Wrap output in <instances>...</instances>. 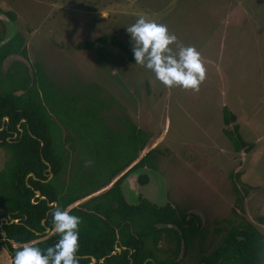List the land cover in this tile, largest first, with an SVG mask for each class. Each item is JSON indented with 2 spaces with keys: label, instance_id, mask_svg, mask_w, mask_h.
<instances>
[{
  "label": "rangeland",
  "instance_id": "obj_1",
  "mask_svg": "<svg viewBox=\"0 0 264 264\" xmlns=\"http://www.w3.org/2000/svg\"><path fill=\"white\" fill-rule=\"evenodd\" d=\"M0 8L15 15L16 33L29 52L28 59L8 57L4 70L15 60L39 63L78 111L98 107L116 135L128 134L131 125L149 134L132 165L153 151L166 191L161 196L148 174L147 186L139 182V199L201 217V233L190 249L183 245L181 264H195L219 245L224 228L239 218L235 210L264 232V0H0ZM141 15L166 24L179 44L198 49L207 70L199 92L167 88L130 58L126 29ZM1 27L6 34L11 29L5 19ZM103 35L114 40L78 47ZM225 108L236 121L225 122ZM236 124L251 150H238L227 135ZM79 146L68 180L94 167L87 144ZM7 158L0 149V170ZM3 239L0 264H13Z\"/></svg>",
  "mask_w": 264,
  "mask_h": 264
},
{
  "label": "trees",
  "instance_id": "obj_2",
  "mask_svg": "<svg viewBox=\"0 0 264 264\" xmlns=\"http://www.w3.org/2000/svg\"><path fill=\"white\" fill-rule=\"evenodd\" d=\"M7 14L16 18L11 12ZM109 39L114 40L103 35L78 47ZM11 55L29 58L20 33L0 47V149L8 154L0 170V215L5 217L0 238L5 232L3 241L13 256L27 244L41 249L54 245L59 236L52 224L53 206L69 208L127 169L108 191L71 208V214L82 220L78 264H181L183 245L190 249L194 237L201 233V217L171 203L159 206L143 199L139 205H130L121 190L123 178L132 170L144 166L156 169L153 151L130 167L147 146L149 134L136 125H131L124 136L114 134L98 107L78 111L74 98L61 95L39 63L30 67L15 60L4 70V62ZM224 114L227 124L237 120L228 108ZM226 133L238 150L252 149L238 124ZM83 143L89 148L90 166L94 167L68 180V165L73 162L76 146ZM147 178L141 177V182ZM54 201L57 205H51ZM239 207L243 208L242 204ZM235 214L239 218L224 228L219 245L195 264H264V232L238 210ZM47 228L52 232H46ZM169 239L174 246L163 243ZM118 247L123 248L121 252Z\"/></svg>",
  "mask_w": 264,
  "mask_h": 264
},
{
  "label": "clouds",
  "instance_id": "obj_3",
  "mask_svg": "<svg viewBox=\"0 0 264 264\" xmlns=\"http://www.w3.org/2000/svg\"><path fill=\"white\" fill-rule=\"evenodd\" d=\"M126 31L130 34L136 64L151 70L167 88L199 92L207 70L196 47L179 44L177 36L166 24L144 15ZM173 45H176L175 49ZM51 218L59 236L56 243L46 249L27 244L15 252L13 264H78L81 217L71 214L70 208L53 206Z\"/></svg>",
  "mask_w": 264,
  "mask_h": 264
},
{
  "label": "water",
  "instance_id": "obj_4",
  "mask_svg": "<svg viewBox=\"0 0 264 264\" xmlns=\"http://www.w3.org/2000/svg\"><path fill=\"white\" fill-rule=\"evenodd\" d=\"M0 19L1 20L2 19L7 20L11 26V29H10L9 33L7 34V36L4 39L0 40V47H2L6 43H8L11 39H13V37H15V35L17 33H16L15 25H14V20L3 10H0ZM6 119H8V117H6ZM145 174H151L157 178V180L159 182V189L162 193L161 196L165 197V195H163L166 191L165 182L163 181V178L161 177V175L156 171V169L149 168L148 166L139 167V168L134 169L131 172H129L123 181V185L125 182V186L127 185V187H128V189H127L128 192L125 193V197H126L127 202L130 205H139L141 203L140 202L141 200L139 199V196H140L139 179L142 175H145ZM30 175H33V173H31ZM50 175L52 176L53 174H50ZM36 193H37V196H41L40 191H36ZM42 198H45V197L42 196ZM51 205H57V202L54 201L51 203ZM160 206H162V205H160ZM4 220H5V217H3V219H2L1 225H2ZM43 222H45V221H43ZM50 231H51V229L47 228V232H50ZM3 236L5 239L6 238L5 232H3ZM122 249H123L122 247H118V251L121 252ZM114 253H115V251L113 252V254ZM93 259L95 262L96 259L95 258H93ZM101 261H103V259Z\"/></svg>",
  "mask_w": 264,
  "mask_h": 264
},
{
  "label": "flooded vegetation",
  "instance_id": "obj_5",
  "mask_svg": "<svg viewBox=\"0 0 264 264\" xmlns=\"http://www.w3.org/2000/svg\"><path fill=\"white\" fill-rule=\"evenodd\" d=\"M0 24H1V20H0ZM0 35L1 36H3L4 38L7 36V34H6V29H4V27H1V30H0ZM12 40V39H11ZM10 40V41H11ZM12 56V55H11ZM10 57V56H9ZM4 67V66H3ZM8 69V68H7ZM6 69V70H7ZM6 120H9V119H6ZM132 165V164H131ZM131 165H130V167H131ZM126 170L127 169H124V170H122L121 172H119L116 176H114L113 178H112V180L107 184V185H105L104 187H102V188H100L99 190H97V191H95V192H98V191H100L101 189H103V188H105L104 190H101L100 192H98L97 194H94L95 192H93V193H91L90 195H87L86 197H83V198H81V199H78L77 201H75L71 206H69V208L71 209V208H73V207H76V206H80V205H82V204H84L85 202H87L88 200H90L93 196H96V195H99V194H101V193H103V192H106V191H108L110 188H112V186L121 178V177H123L124 175H125V172H126ZM147 176L148 178L144 181V182H141V177H143V176ZM145 175H142L141 177H140V179H139V182H140V184H141V187L142 186H147L148 184H149V176L150 175H148V174H145ZM51 176V175H50ZM53 176V175H52ZM51 176V177H52ZM126 177V176H125ZM125 177L123 178V180H122V183H121V190H122V193H123V195H124V197H125V193H124V191H125V188H124V186H123V181H124V179H125ZM155 178V177H154ZM155 181H154V184H157V178H155L154 179ZM158 185V184H157ZM125 199H126V197H125ZM143 199H146V200H148V201H150L149 199H147V198H142V200ZM150 202H152V201H150ZM152 203H155V204H158L159 205V200H158V202H152ZM166 205V204H165ZM160 206V205H159ZM46 232H47V230H46ZM52 231H50V232H48V233H51ZM117 247V246H116ZM118 250V249H117Z\"/></svg>",
  "mask_w": 264,
  "mask_h": 264
},
{
  "label": "crops",
  "instance_id": "obj_6",
  "mask_svg": "<svg viewBox=\"0 0 264 264\" xmlns=\"http://www.w3.org/2000/svg\"><path fill=\"white\" fill-rule=\"evenodd\" d=\"M2 168H3V167H2ZM0 217H1V216H0ZM2 219H3V217H1V219H0V220H1V221H0V226H1ZM15 245H16V244H15Z\"/></svg>",
  "mask_w": 264,
  "mask_h": 264
},
{
  "label": "built area",
  "instance_id": "obj_7",
  "mask_svg": "<svg viewBox=\"0 0 264 264\" xmlns=\"http://www.w3.org/2000/svg\"><path fill=\"white\" fill-rule=\"evenodd\" d=\"M0 228H1V226H0ZM0 241H1V238H0Z\"/></svg>",
  "mask_w": 264,
  "mask_h": 264
}]
</instances>
